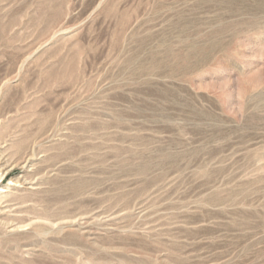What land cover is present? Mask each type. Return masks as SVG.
<instances>
[{
    "label": "rangeland",
    "instance_id": "1",
    "mask_svg": "<svg viewBox=\"0 0 264 264\" xmlns=\"http://www.w3.org/2000/svg\"><path fill=\"white\" fill-rule=\"evenodd\" d=\"M0 161V264H264V0H0Z\"/></svg>",
    "mask_w": 264,
    "mask_h": 264
},
{
    "label": "bare ground",
    "instance_id": "2",
    "mask_svg": "<svg viewBox=\"0 0 264 264\" xmlns=\"http://www.w3.org/2000/svg\"><path fill=\"white\" fill-rule=\"evenodd\" d=\"M1 162V161H0ZM23 162V161H22ZM15 163V162H14ZM24 163H27V160H25V162ZM11 163H9V165H10ZM3 165L2 164H0V174H1V176H3V175H5L6 174V171H7V169H8V164L3 168L2 167ZM4 180H2L1 182H3ZM17 182H21V179H18V180H16ZM3 191L4 190H2V192H0V201L2 200V198L4 197V195H2L3 194Z\"/></svg>",
    "mask_w": 264,
    "mask_h": 264
}]
</instances>
